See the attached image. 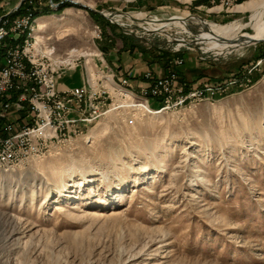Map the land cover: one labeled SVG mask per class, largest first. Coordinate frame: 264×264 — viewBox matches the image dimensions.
Listing matches in <instances>:
<instances>
[{
    "label": "rangeland",
    "instance_id": "obj_1",
    "mask_svg": "<svg viewBox=\"0 0 264 264\" xmlns=\"http://www.w3.org/2000/svg\"><path fill=\"white\" fill-rule=\"evenodd\" d=\"M20 1L0 4L10 11ZM39 1L40 10L53 9L39 17V39L58 55L82 54L91 69L110 25L99 12L126 23L152 16L236 24L243 36L253 32V10L244 6L264 0L229 9L223 0H73L80 7L60 11L71 0ZM198 29L172 25L133 36L134 45L142 55L181 52L179 72L264 53L260 41L220 54ZM239 67L205 92L207 81H194L202 86L182 106L140 114L133 125L130 113L113 109L85 136L0 169V264H264V58Z\"/></svg>",
    "mask_w": 264,
    "mask_h": 264
},
{
    "label": "built area",
    "instance_id": "obj_2",
    "mask_svg": "<svg viewBox=\"0 0 264 264\" xmlns=\"http://www.w3.org/2000/svg\"><path fill=\"white\" fill-rule=\"evenodd\" d=\"M237 1L223 0L221 5L229 9ZM39 4V0H24L10 11L0 4V169L43 158L61 143L85 136L90 126L113 109L130 113L125 120L133 125L138 115L152 109L182 106L194 94L192 90L202 86L198 82L186 92L179 72L183 58H176L166 70L145 71L146 84L136 90L129 76H117L108 65L94 62L101 52L93 54L91 69L87 61L81 62L82 54L58 55L54 46L37 36ZM109 22L119 25L125 35L138 38L163 32L137 19L126 23L111 18ZM96 28L101 37V27ZM81 65L86 71L84 83L61 89L63 74ZM212 88L205 82L202 92ZM153 98L159 99V107L151 106Z\"/></svg>",
    "mask_w": 264,
    "mask_h": 264
},
{
    "label": "crops",
    "instance_id": "obj_3",
    "mask_svg": "<svg viewBox=\"0 0 264 264\" xmlns=\"http://www.w3.org/2000/svg\"><path fill=\"white\" fill-rule=\"evenodd\" d=\"M104 27V37L98 47V52H101L102 55L95 57L94 62L98 66L108 65L117 76H129L132 87L138 90L146 84L143 79L144 72L148 69L158 70L161 66L156 63H148L142 53L131 43L125 44V40L128 41L130 36L125 35L120 27L108 23ZM85 75L86 71L81 67L70 69L59 79V87L65 89L81 86L84 83Z\"/></svg>",
    "mask_w": 264,
    "mask_h": 264
},
{
    "label": "bare ground",
    "instance_id": "obj_4",
    "mask_svg": "<svg viewBox=\"0 0 264 264\" xmlns=\"http://www.w3.org/2000/svg\"><path fill=\"white\" fill-rule=\"evenodd\" d=\"M244 8H250L253 10L251 16V23L253 27V32L243 36H238L237 32L241 26L236 24H216V23H200V21L194 18H178L182 20L181 22L172 23L173 18L169 19L167 22H161L155 19L146 18H136L139 23L144 25L149 29L164 30L168 26L179 25L185 29H190L193 25L199 27L198 34L202 42L210 43V48L217 50L220 54L231 52L234 49L242 48L254 44L255 40H264V1L253 3L244 6ZM127 17L128 14L121 13ZM114 20H120L121 16L119 14H110ZM132 18V17H131ZM135 19V18H133ZM186 19V20H185ZM40 27V26H39ZM40 36H38L39 38ZM257 42V43H258ZM162 109H152L150 113L159 111Z\"/></svg>",
    "mask_w": 264,
    "mask_h": 264
},
{
    "label": "trees",
    "instance_id": "obj_5",
    "mask_svg": "<svg viewBox=\"0 0 264 264\" xmlns=\"http://www.w3.org/2000/svg\"><path fill=\"white\" fill-rule=\"evenodd\" d=\"M244 0H240V2H243ZM67 6H74V4L70 3V2H64L62 4L59 5L58 7V11L63 10L65 7ZM78 6V5H75ZM80 7V6H78ZM87 11L90 12V14H93V11H90L88 9H86ZM53 12V9L49 6L43 10H41L39 13L40 15H45L48 13ZM95 15H99V14H95ZM103 18V20H101ZM95 21H97L98 24H102V21L107 22V20L102 17L101 15H99V18H94ZM131 39V40H130ZM128 40H130V43L133 47H135L134 45V41L136 40L135 38H133V36L128 37ZM182 53L178 52V53H173L171 50L168 49H153L150 52H145L143 54L144 59L146 61H148V63H156L159 64L164 70H166L167 68L172 66V62L174 61V59L176 57H181ZM264 58V53H259L258 55H255L252 59L246 60V61H242L241 63H233L231 65H229L228 67H225L224 69H220L216 66H210L208 68H195V69H188L187 71L184 72H180V79L183 83L186 84V92L189 91V88L193 85L194 81H198L202 78H204L203 80L207 81V82H212L214 79H216V81L219 79V77L221 75H229V74H235L236 71L239 70V66L240 64L242 66H244L245 64L248 65L251 62H258V60ZM189 73L192 75L193 79L191 80V77L189 75ZM227 73V74H226Z\"/></svg>",
    "mask_w": 264,
    "mask_h": 264
},
{
    "label": "water",
    "instance_id": "obj_6",
    "mask_svg": "<svg viewBox=\"0 0 264 264\" xmlns=\"http://www.w3.org/2000/svg\"><path fill=\"white\" fill-rule=\"evenodd\" d=\"M51 1V3H53V1L52 0H50ZM24 2V0H21L20 1V3L18 4V7H20L21 5H22V3ZM71 3H73V4H75V5H78V2H76V1H73V0H71L70 1ZM53 6H55L54 4H53ZM58 6V5H57ZM81 6H83V7H85V8H88V9H91L89 6H86V5H81ZM101 15H103L105 18H107V19H111L110 18V16H108V15H106L105 13H103V12H99ZM259 40H255L253 43H257ZM264 41V40H263Z\"/></svg>",
    "mask_w": 264,
    "mask_h": 264
}]
</instances>
